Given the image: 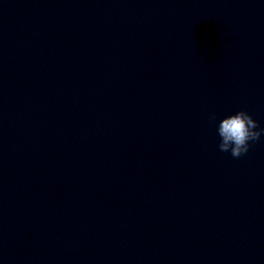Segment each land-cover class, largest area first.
<instances>
[{"label": "clouds", "instance_id": "1", "mask_svg": "<svg viewBox=\"0 0 264 264\" xmlns=\"http://www.w3.org/2000/svg\"><path fill=\"white\" fill-rule=\"evenodd\" d=\"M215 119V115L211 117ZM258 129V130H257ZM221 152H230L233 158L248 153L250 142H256L264 135V128L247 111L240 110L222 118L217 127Z\"/></svg>", "mask_w": 264, "mask_h": 264}]
</instances>
